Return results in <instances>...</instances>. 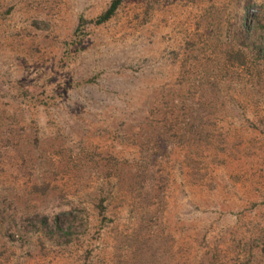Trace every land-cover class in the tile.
Returning <instances> with one entry per match:
<instances>
[{
  "label": "rangeland",
  "instance_id": "obj_1",
  "mask_svg": "<svg viewBox=\"0 0 264 264\" xmlns=\"http://www.w3.org/2000/svg\"><path fill=\"white\" fill-rule=\"evenodd\" d=\"M112 2L0 0V264H264V0Z\"/></svg>",
  "mask_w": 264,
  "mask_h": 264
},
{
  "label": "trees",
  "instance_id": "obj_2",
  "mask_svg": "<svg viewBox=\"0 0 264 264\" xmlns=\"http://www.w3.org/2000/svg\"><path fill=\"white\" fill-rule=\"evenodd\" d=\"M120 1L121 0H113V2L111 3V5L109 6V8L104 13H102L99 16L98 21L99 22H103L104 20L108 19L110 17V15L113 13V11L115 10V8L118 6V4H119ZM241 25L244 26V23L241 24ZM251 29H255V28L254 27H251ZM249 30H250V28H247L245 31H249ZM252 35H254V34L251 33L249 36H252Z\"/></svg>",
  "mask_w": 264,
  "mask_h": 264
}]
</instances>
